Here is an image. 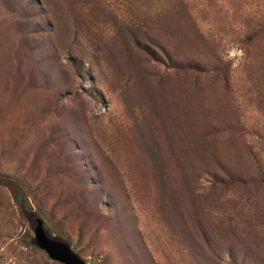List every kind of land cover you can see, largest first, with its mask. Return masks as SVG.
<instances>
[{
	"label": "rangeland",
	"instance_id": "374dc122",
	"mask_svg": "<svg viewBox=\"0 0 264 264\" xmlns=\"http://www.w3.org/2000/svg\"><path fill=\"white\" fill-rule=\"evenodd\" d=\"M32 214L91 264H264V0H0V264H63Z\"/></svg>",
	"mask_w": 264,
	"mask_h": 264
},
{
	"label": "water",
	"instance_id": "95a60500",
	"mask_svg": "<svg viewBox=\"0 0 264 264\" xmlns=\"http://www.w3.org/2000/svg\"><path fill=\"white\" fill-rule=\"evenodd\" d=\"M34 243L55 261L63 264H91L83 258L63 237L54 236L47 230L45 221L38 215L29 216Z\"/></svg>",
	"mask_w": 264,
	"mask_h": 264
},
{
	"label": "trees",
	"instance_id": "16d2710c",
	"mask_svg": "<svg viewBox=\"0 0 264 264\" xmlns=\"http://www.w3.org/2000/svg\"><path fill=\"white\" fill-rule=\"evenodd\" d=\"M15 200L19 203L20 205V209L23 207V205H25L27 203V199H26V196L23 192H17L15 193ZM33 234H28V237L30 239V245L35 247L36 244L34 243L33 241Z\"/></svg>",
	"mask_w": 264,
	"mask_h": 264
}]
</instances>
